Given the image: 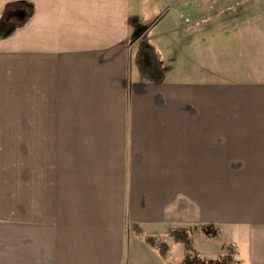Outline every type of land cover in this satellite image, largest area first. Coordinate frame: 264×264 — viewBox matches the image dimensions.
<instances>
[{"label":"crops","instance_id":"crops-1","mask_svg":"<svg viewBox=\"0 0 264 264\" xmlns=\"http://www.w3.org/2000/svg\"><path fill=\"white\" fill-rule=\"evenodd\" d=\"M10 2L0 141L29 156L0 159V264H166L128 226L181 222L225 236L222 264H264V0L191 29L214 0ZM142 42L160 80L134 68Z\"/></svg>","mask_w":264,"mask_h":264},{"label":"rangeland","instance_id":"rangeland-1","mask_svg":"<svg viewBox=\"0 0 264 264\" xmlns=\"http://www.w3.org/2000/svg\"><path fill=\"white\" fill-rule=\"evenodd\" d=\"M145 7H146L147 21L143 23L144 31L147 30L148 24H151L154 18H158L161 12L159 5H157L154 2H151L150 4H145ZM247 11L253 12L255 11V8L253 7L249 8ZM19 12H21L20 7H16L10 11L9 15H13V17L15 18L14 20H16L18 19L17 15ZM221 15L222 13H216L212 17L213 18L222 17ZM216 27H217L216 25H213V29H215ZM136 47L137 46H134V48L132 49L133 64L135 58L134 51ZM147 55L148 54L144 52L143 58L146 63H149L150 57L149 55L148 56ZM177 56H178L177 51L173 53V50L171 49L169 54L165 56V64L169 67L172 65L175 66L178 65ZM182 60H186V58ZM5 136H6L4 137L5 141L4 142L0 141V144H5V146H0V159H28L29 149L23 146L22 147L12 146L14 143L12 141V136H13L12 133H5ZM10 166L12 167V165ZM169 232L170 234L171 233L173 234L170 235ZM207 233L209 234L207 235L208 237L207 240L210 241L209 246L211 248V250L208 252L203 251L204 237ZM145 234L149 235V237H151L154 240L162 239L165 238V236L170 235V238L165 239V243L167 245L165 249L166 251L164 252V256H165L164 259H166L165 260L166 264H222L221 252L223 251L227 252L225 249L228 247L226 244L225 236H222L219 233V230L216 229L212 230L208 227H201L200 225L188 224L183 222L176 223L173 225L172 224L171 225L169 224L167 226L165 225L164 227L158 228L156 232L153 233L147 232ZM174 238H177L179 242L177 245L178 247H176L174 250L175 256L173 257L170 254L171 245L168 243V241H172ZM185 248L186 251L183 253Z\"/></svg>","mask_w":264,"mask_h":264},{"label":"trees","instance_id":"trees-1","mask_svg":"<svg viewBox=\"0 0 264 264\" xmlns=\"http://www.w3.org/2000/svg\"><path fill=\"white\" fill-rule=\"evenodd\" d=\"M13 2L6 3L0 10V34L8 29L10 24H13L14 17L9 15L12 10ZM147 53L150 57L149 63L144 61L143 53ZM147 55V56H148ZM134 67L137 69L139 76L147 80H160L163 76V68L161 59L155 47L149 43H140L134 51ZM133 57V56H132ZM133 62V58H132ZM128 229L132 230L139 238L146 242L151 247L155 248L159 254H164L166 251V243L163 239L154 240L137 224H129ZM173 234V233H171ZM179 238V237H178Z\"/></svg>","mask_w":264,"mask_h":264},{"label":"built area","instance_id":"built-area-1","mask_svg":"<svg viewBox=\"0 0 264 264\" xmlns=\"http://www.w3.org/2000/svg\"><path fill=\"white\" fill-rule=\"evenodd\" d=\"M216 5H210L202 14L186 15L183 18V24L186 28L191 29L198 26L206 25L214 13H229L242 6L247 0H218Z\"/></svg>","mask_w":264,"mask_h":264}]
</instances>
